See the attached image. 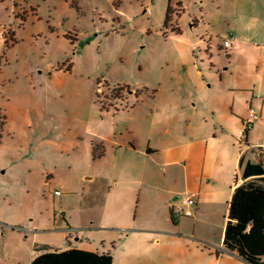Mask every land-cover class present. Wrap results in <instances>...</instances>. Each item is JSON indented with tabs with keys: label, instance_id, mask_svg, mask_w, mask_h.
Instances as JSON below:
<instances>
[{
	"label": "rangeland",
	"instance_id": "obj_1",
	"mask_svg": "<svg viewBox=\"0 0 264 264\" xmlns=\"http://www.w3.org/2000/svg\"><path fill=\"white\" fill-rule=\"evenodd\" d=\"M183 13L179 0H0V264H34L41 248L114 259L122 234L164 227L154 205L137 214L134 188L132 213L112 200L105 209L128 174L96 143L152 136L166 150L170 121L177 133L186 125L188 144L200 123L213 131L221 69L199 91V69L205 80L209 71L199 45L176 43L196 33ZM152 176L172 184L158 169Z\"/></svg>",
	"mask_w": 264,
	"mask_h": 264
},
{
	"label": "crops",
	"instance_id": "obj_2",
	"mask_svg": "<svg viewBox=\"0 0 264 264\" xmlns=\"http://www.w3.org/2000/svg\"><path fill=\"white\" fill-rule=\"evenodd\" d=\"M179 6L184 12L181 17L188 18L185 26L189 28L190 24L189 30L196 33L189 32L186 40L179 36L176 43L186 41L192 48L199 45V60L209 71V79L205 80L199 69V91L205 82L214 79L212 69H221V96L211 109L214 129L200 123L199 141L193 136L188 144L186 125L180 122L177 133L174 122H167L166 150L154 143L152 136L122 140L112 134L98 140L103 156L113 155L121 172L128 174L117 186H110L105 209L112 200L118 210L132 213L135 199L125 192L134 188L139 190L137 214L141 205H154V221L159 218L164 224L157 228L155 222L152 227L122 234V246L113 264H248L226 252L223 242L234 195V216L239 227L250 228L253 221L264 223V192L235 191L244 182L241 160H264V0H179ZM239 10L244 11L243 33L237 29ZM176 28L184 35L182 25ZM232 30L234 47L226 53L223 38ZM250 110L258 113V119L245 132ZM154 155L161 161H156ZM153 168L171 177L172 184L150 181ZM140 170L146 176L138 182V176L132 173ZM185 198L196 200L193 216L173 220V204ZM169 215L172 226L167 220Z\"/></svg>",
	"mask_w": 264,
	"mask_h": 264
},
{
	"label": "trees",
	"instance_id": "obj_3",
	"mask_svg": "<svg viewBox=\"0 0 264 264\" xmlns=\"http://www.w3.org/2000/svg\"><path fill=\"white\" fill-rule=\"evenodd\" d=\"M172 12L171 7H169L168 21ZM101 153L104 154V150ZM240 168L244 182L235 191L247 193L264 192V160L260 159L258 162L245 163L242 159ZM235 200L236 195H234L230 204L223 242L224 249L248 264H263L264 223L257 224L253 221L250 228L239 227L235 222L234 216ZM34 264H113V258L110 254H99L75 249L53 250L41 248Z\"/></svg>",
	"mask_w": 264,
	"mask_h": 264
},
{
	"label": "built area",
	"instance_id": "obj_4",
	"mask_svg": "<svg viewBox=\"0 0 264 264\" xmlns=\"http://www.w3.org/2000/svg\"><path fill=\"white\" fill-rule=\"evenodd\" d=\"M235 36L232 33L227 34L223 38L222 49L224 52L228 53L234 47ZM258 119V113L255 110H250L249 118L245 122V132H248L255 121ZM239 181H237L236 188L238 187ZM196 205V200L194 198H185L177 201L173 204L172 215L174 219H180L182 217L191 218L193 216L192 209Z\"/></svg>",
	"mask_w": 264,
	"mask_h": 264
}]
</instances>
